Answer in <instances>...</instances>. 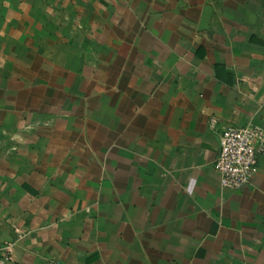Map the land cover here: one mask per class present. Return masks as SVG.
<instances>
[{
  "label": "crops",
  "instance_id": "0c3cea01",
  "mask_svg": "<svg viewBox=\"0 0 264 264\" xmlns=\"http://www.w3.org/2000/svg\"><path fill=\"white\" fill-rule=\"evenodd\" d=\"M247 125L264 0H0L13 264H264V157L237 192L214 169Z\"/></svg>",
  "mask_w": 264,
  "mask_h": 264
},
{
  "label": "built area",
  "instance_id": "2783aa9c",
  "mask_svg": "<svg viewBox=\"0 0 264 264\" xmlns=\"http://www.w3.org/2000/svg\"><path fill=\"white\" fill-rule=\"evenodd\" d=\"M216 124L213 121L212 126ZM264 157V129L256 125L227 127L220 137V150L214 169L224 191L237 192L249 187L259 173ZM13 244L0 245V264H13Z\"/></svg>",
  "mask_w": 264,
  "mask_h": 264
}]
</instances>
